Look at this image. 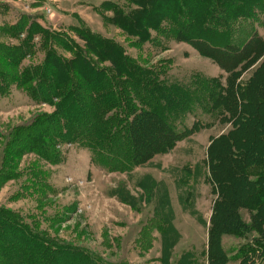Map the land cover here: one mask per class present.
Listing matches in <instances>:
<instances>
[{"label": "trees", "instance_id": "obj_1", "mask_svg": "<svg viewBox=\"0 0 264 264\" xmlns=\"http://www.w3.org/2000/svg\"><path fill=\"white\" fill-rule=\"evenodd\" d=\"M256 7L264 15V0H165L147 7L149 16L162 14L177 23L176 40L212 58L226 72L225 83L223 77L193 85L161 80L154 68L138 63L120 44L88 30L79 33L85 48L58 34L53 37L72 59L48 49L41 66L24 70L20 63L31 52L38 25L30 24L19 45L0 43V93L8 94L14 86L37 103L57 101L53 114H39L15 130L4 167L13 169L29 153L56 164L57 147L80 140L93 150L94 159L104 152L128 171L198 132L197 122L184 131L177 127L195 106L205 114L222 115L232 128L214 138L208 152L214 192L220 195L210 229L209 264H228L221 246L225 234H256L264 258V39L254 32L241 45L231 35V24ZM246 72L252 75L243 81ZM0 178L16 175L2 172ZM243 210L250 213V224ZM248 248L240 256H247L243 252ZM0 264L104 263L89 249L53 238L20 213L0 207Z\"/></svg>", "mask_w": 264, "mask_h": 264}, {"label": "rangeland", "instance_id": "obj_2", "mask_svg": "<svg viewBox=\"0 0 264 264\" xmlns=\"http://www.w3.org/2000/svg\"><path fill=\"white\" fill-rule=\"evenodd\" d=\"M156 1L0 0V43L19 45L30 24L38 25L43 33L33 27L37 31L31 52L20 63L24 70L41 66L48 49L72 59L53 37L58 34L85 48L79 33L88 30L120 44L138 63L154 68L161 80L193 85L223 77L225 83L226 72L212 58L176 40L177 23L162 14L148 15L151 3L165 0ZM15 24L18 30L12 28ZM231 29L237 44L254 32L264 39L261 8L237 19ZM251 75L246 72L241 78L246 81ZM56 102L37 103L14 86L10 93H0V177L2 172L16 175L0 178V207L20 213L53 238L89 249L104 264H209L210 229L220 195L214 192L208 152L213 139L230 131L232 124L195 106L177 127L184 131L197 122L198 132L128 171L104 152L94 159L93 150L80 140L61 143L56 164L29 153L7 170L3 158L15 130L39 114H53ZM241 213L250 224V213ZM256 237L223 235L228 264H264ZM246 248L247 256H240Z\"/></svg>", "mask_w": 264, "mask_h": 264}]
</instances>
